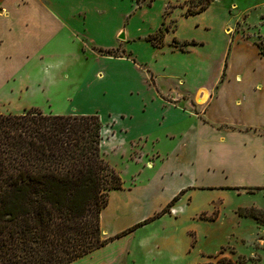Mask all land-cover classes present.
<instances>
[{
    "label": "crops",
    "instance_id": "0c3cea01",
    "mask_svg": "<svg viewBox=\"0 0 264 264\" xmlns=\"http://www.w3.org/2000/svg\"><path fill=\"white\" fill-rule=\"evenodd\" d=\"M106 1L111 0H0V83L14 79V74L21 80L33 68L39 74L49 67L61 77L73 71V90L66 97L70 103L80 102L82 110L57 114H95L101 120L97 109L84 106L94 93L92 80L82 72L89 55L142 72L152 96H140L132 109L119 115L138 126L134 135L119 129L128 133L120 145L127 173L103 158L122 180V188L108 192L99 214L101 236L111 239L67 264H150L137 253L161 249L173 253L172 261L188 263L190 232L207 221L197 217L202 205L222 200L231 208L264 209L257 201L233 206L235 197L248 190L264 194V55L253 36L238 34V45L231 47L235 22L228 26L232 37L225 38L227 28L217 35L208 20L210 5L190 14L173 8L164 19L163 6L148 28H132L136 15L152 4L122 0L124 12L114 17ZM95 13L100 17L94 19ZM120 20L125 24L114 28ZM162 25L161 40L154 45L148 38ZM111 47H121L125 54L96 51ZM47 54L61 58L52 62L44 59ZM124 69L117 74L120 95L138 94L139 86L126 80ZM104 70H92L93 77L112 71L107 65ZM94 94L100 100V93ZM108 116V121H100V151L115 134V119ZM178 194L173 205L183 202L184 207L177 205L182 213L155 217Z\"/></svg>",
    "mask_w": 264,
    "mask_h": 264
},
{
    "label": "trees",
    "instance_id": "16d2710c",
    "mask_svg": "<svg viewBox=\"0 0 264 264\" xmlns=\"http://www.w3.org/2000/svg\"><path fill=\"white\" fill-rule=\"evenodd\" d=\"M100 128L95 114L0 113V264H67L111 239L99 201L122 180L100 154ZM259 212L246 215L263 222Z\"/></svg>",
    "mask_w": 264,
    "mask_h": 264
},
{
    "label": "rangeland",
    "instance_id": "374dc122",
    "mask_svg": "<svg viewBox=\"0 0 264 264\" xmlns=\"http://www.w3.org/2000/svg\"><path fill=\"white\" fill-rule=\"evenodd\" d=\"M122 0L106 1L108 4V13L114 17H119L124 12V5ZM128 0H124L126 2ZM139 5L152 4L151 7L144 11H140L136 15V22L132 24V28H136L135 25H141L143 28H148L151 22H155L160 15L161 8L163 19L169 14L173 8H183L182 12L190 14L197 12L202 5L207 4L211 6L207 15H210L208 20L215 27V33L218 35V31L227 28L225 38L232 37L231 29L228 28L229 24H233V41L231 47H236V36L239 34L242 37L253 36L254 43L259 47L261 54L264 55V0H136ZM207 5V6H208ZM129 8V7H127ZM94 19L100 17L96 13L93 15ZM143 17L146 22H143ZM141 20V22H140ZM118 22V21H115ZM124 25L123 21H119L114 24ZM164 25V24H163ZM163 25L159 28V31L155 33L154 42L148 38V40L154 45L158 44L161 40V33ZM128 25L126 24V27ZM131 26V25H130ZM110 37V36H109ZM108 39L111 41V37ZM224 38V39H225ZM108 39H106L107 42ZM223 39V40H224ZM120 40V37H118ZM222 40V41H223ZM239 47V46H238ZM241 49V48H240ZM104 55L110 56H122L125 54L121 51V47H111L105 49H96ZM60 57L59 54H47L44 59L55 62ZM114 71H110V74L104 77V66ZM90 68L91 73H87ZM125 68L127 77L132 75V78H126L128 82L135 81V84L139 86L138 94L133 95L126 94L120 95L118 87L121 81L117 78L119 68ZM34 68L29 70L27 76L21 80L16 79L18 74H14V79H9L0 83V113H22L29 108H39L43 113L57 114V112H65L67 110L76 111L82 110L80 102L73 103L68 102V96L72 92V84L75 76V72L69 71L61 77V75L55 69L45 67L44 71L39 74L33 72ZM92 70H100L102 77H93ZM86 72L88 80H92L93 91L100 93V100L96 97V94L92 93L84 103L85 108L97 109L101 113V118L108 121V113L114 117L115 123L113 128L115 130L114 138L111 143L105 141L102 146L100 154L102 158L108 160L111 165H116L123 175L127 173V169L123 165V160L120 157V145L127 139L128 133L134 135L137 132V125L134 122L122 120L119 115L122 111L132 109L138 98L150 97L153 92L147 85V81L143 76V73L139 70L131 69L122 65L120 62L103 61L96 59L92 54L87 59L86 67L82 70ZM80 74V73H79ZM78 76V73H77ZM146 83V84H145ZM71 96H69L70 98ZM97 98V99H96ZM68 107V109H67ZM101 119V120H102ZM100 120V121H101ZM120 128H127L128 133H124ZM118 146V147H117ZM104 152V154H102ZM115 167V166H114ZM115 167V169L117 168ZM130 170V166H129ZM107 200L105 194L99 201L100 205H103ZM253 202L257 201L264 205L263 191H246V194L235 197L236 202ZM189 201H187V204ZM175 204V203H174ZM184 203L180 202L173 207L178 211L176 214L182 213ZM180 205L182 207H179ZM194 206V204H193ZM260 211L256 215L260 219H264V209L258 207H236L231 208L227 203H223L222 200H212L207 205H202L201 211L197 214V217L201 219H207V221H201L197 223L195 231H191L192 237L191 248L189 253V261L183 262L180 259L172 261L170 258L173 253L166 249H161L159 252L153 251L149 253L138 252L137 256L139 260L150 261V264H200L198 258H201L203 264H218V260L221 259L224 264H264V221L260 222L259 219L246 215L248 209ZM185 210V209H184ZM184 212V211H183ZM164 213H167L164 212ZM163 213V214H164ZM174 215L175 217H177ZM237 220H239L237 222ZM100 231V228H99ZM195 236V238H194ZM100 237L101 231H100ZM135 255V254H134ZM213 255L212 257H207ZM206 257V258H202ZM153 260V261H152ZM156 262V263H155Z\"/></svg>",
    "mask_w": 264,
    "mask_h": 264
},
{
    "label": "built area",
    "instance_id": "2783aa9c",
    "mask_svg": "<svg viewBox=\"0 0 264 264\" xmlns=\"http://www.w3.org/2000/svg\"><path fill=\"white\" fill-rule=\"evenodd\" d=\"M179 210L175 209L173 206L169 207L167 213L170 215H176Z\"/></svg>",
    "mask_w": 264,
    "mask_h": 264
},
{
    "label": "water",
    "instance_id": "95a60500",
    "mask_svg": "<svg viewBox=\"0 0 264 264\" xmlns=\"http://www.w3.org/2000/svg\"><path fill=\"white\" fill-rule=\"evenodd\" d=\"M121 37H122V35H121Z\"/></svg>",
    "mask_w": 264,
    "mask_h": 264
}]
</instances>
